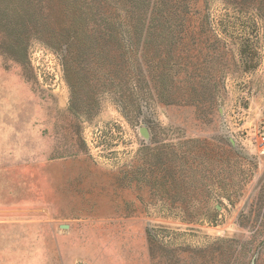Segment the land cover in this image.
Instances as JSON below:
<instances>
[{
  "label": "rangeland",
  "instance_id": "obj_1",
  "mask_svg": "<svg viewBox=\"0 0 264 264\" xmlns=\"http://www.w3.org/2000/svg\"><path fill=\"white\" fill-rule=\"evenodd\" d=\"M43 1L0 0V264H264L260 0H193L223 41L206 109L125 85L118 38L90 80L53 34L64 11L93 25L125 0Z\"/></svg>",
  "mask_w": 264,
  "mask_h": 264
},
{
  "label": "trees",
  "instance_id": "obj_2",
  "mask_svg": "<svg viewBox=\"0 0 264 264\" xmlns=\"http://www.w3.org/2000/svg\"><path fill=\"white\" fill-rule=\"evenodd\" d=\"M193 2L125 0L120 16L117 15L116 19L107 17L106 22L103 18L93 25L87 20L95 15L90 9L83 14L81 10L79 14L75 10L64 11V21L53 34L60 35L65 42V50L75 54L74 59L78 63L84 64V72L90 80L94 71L93 60L101 63L105 75L113 74L111 55L114 49L110 42L118 38L124 46L125 85L134 82L137 87L143 86L139 76L144 75L146 85L165 104L211 108L216 102L219 81L225 71L222 74L210 73L208 68L210 62L224 58L220 51L223 41L213 27L207 9L193 6ZM42 4L40 9L47 7L49 13L57 8L51 0ZM259 4L261 7L258 9H264V0ZM70 12L73 15L69 18ZM121 27L125 30L121 31ZM139 58L148 67L147 74L137 62ZM76 69L75 66L73 75H70V69L67 70L73 90L80 84L75 77Z\"/></svg>",
  "mask_w": 264,
  "mask_h": 264
},
{
  "label": "built area",
  "instance_id": "obj_3",
  "mask_svg": "<svg viewBox=\"0 0 264 264\" xmlns=\"http://www.w3.org/2000/svg\"><path fill=\"white\" fill-rule=\"evenodd\" d=\"M259 139H260V144L263 145L264 148V124L259 132Z\"/></svg>",
  "mask_w": 264,
  "mask_h": 264
},
{
  "label": "water",
  "instance_id": "obj_4",
  "mask_svg": "<svg viewBox=\"0 0 264 264\" xmlns=\"http://www.w3.org/2000/svg\"><path fill=\"white\" fill-rule=\"evenodd\" d=\"M141 132L143 133V135L148 136V131H147V129L145 127L141 128Z\"/></svg>",
  "mask_w": 264,
  "mask_h": 264
}]
</instances>
